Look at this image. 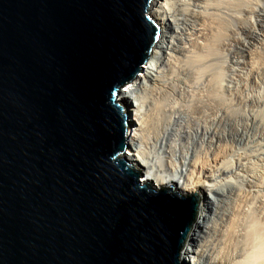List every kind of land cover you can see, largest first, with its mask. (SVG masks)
I'll return each mask as SVG.
<instances>
[{"label": "water", "instance_id": "water-1", "mask_svg": "<svg viewBox=\"0 0 264 264\" xmlns=\"http://www.w3.org/2000/svg\"><path fill=\"white\" fill-rule=\"evenodd\" d=\"M149 2L0 0V264H180L199 196L141 184L115 103Z\"/></svg>", "mask_w": 264, "mask_h": 264}, {"label": "bare ground", "instance_id": "bare-ground-1", "mask_svg": "<svg viewBox=\"0 0 264 264\" xmlns=\"http://www.w3.org/2000/svg\"><path fill=\"white\" fill-rule=\"evenodd\" d=\"M242 2L244 0L239 3L238 0H152L145 10L158 27L152 55L141 66V73L115 98V103L128 113L123 157L140 171L141 184L147 182L155 191L170 186L180 195L198 193L200 219L197 218L198 222L188 232L181 254L182 260L187 259L189 264H264V230H261L264 228V209L261 211V229L242 220L233 225L239 218L237 214H246L242 198L249 190L239 187L232 216L220 225V208L213 212V200L208 191L217 192L216 179L229 172L231 166L229 162H222L226 148L215 141L219 137L217 129L200 123L201 119H205L204 122L218 119L216 112L202 118V114H194L190 109L196 101L210 99L205 90L219 87L218 76L235 75L234 71L230 74L220 70L217 66L220 62L229 67L234 65L238 71L240 66L235 64L240 61L235 57L251 51L244 39L249 35L257 42L260 40L257 34L264 37V33L247 34L252 33L249 27H253L256 17L263 18L264 0L255 1L252 12L248 4ZM169 11L183 17L180 18L181 25L174 31L167 24L166 12ZM165 61L168 68L163 67ZM255 72L252 65L247 68L251 78ZM180 73L185 77L177 76ZM172 78L182 86L171 87L168 81ZM139 90L144 97H138ZM180 112H186L188 119L177 122L174 115ZM192 128L199 133V140H205L200 145L208 144L209 147L205 155L196 153L190 158L185 155L186 145L182 140H187ZM258 186L261 189L262 186ZM215 235L217 240L213 238ZM212 238L216 241L210 248Z\"/></svg>", "mask_w": 264, "mask_h": 264}, {"label": "rangeland", "instance_id": "rangeland-1", "mask_svg": "<svg viewBox=\"0 0 264 264\" xmlns=\"http://www.w3.org/2000/svg\"><path fill=\"white\" fill-rule=\"evenodd\" d=\"M151 1L152 0H150V2ZM239 1L240 0H238V3ZM255 1L258 2V0H244L245 5L248 4L249 11L254 7ZM244 2H242L243 5ZM247 14L251 13L248 12ZM166 15L169 18L167 24L171 27L169 28L171 31H174L177 26L181 25L180 18H183L182 15L176 12L172 13L171 11L166 12ZM191 19L192 18H190V20ZM250 29L252 33L247 34L256 35L257 33H264V16L260 20L258 15L256 17V22H253V27H249V30ZM257 35L260 39L257 42H254L253 37L249 35L244 39L251 51L246 55L243 53L235 57L236 60L240 61V63L235 64L240 66L238 71L233 68L235 67L234 65L229 67V65L226 66L222 62L217 65L220 70H226V72L230 74V71H234L235 75L229 77H226V75L224 77L221 75L218 76L216 82L217 84L220 83L217 85V87H219L205 90L210 99L207 101H196L197 103L195 102L194 105L192 104L190 109H192V113L194 114H202V118L208 117L207 115L211 116L213 111L216 112L218 119L216 118L213 122H209L208 119L204 122L205 119H201L200 123L202 126L207 125L217 129L219 137L215 141L219 146L226 148V154L223 155V160H221L223 163L229 162L228 164L231 166L229 172L227 171L223 175L221 174V176L216 179L215 186L217 192L211 189L208 191L209 197L213 200V212H217L218 208H220V225H224L227 220H229L228 218H231L232 208L235 204L236 190L240 187L241 189L249 190L242 198L244 199L242 200L243 204L245 202L243 210H245L246 214H242L241 212L239 215L237 214L236 217L239 218H237L233 225L241 223L239 220H242L244 221L243 223L253 225L252 227H256V229L258 227L261 229V225H263L260 219L261 211L264 209V37L260 38L261 35ZM157 39L158 31L156 41ZM248 42L254 43V45ZM153 48L154 46L150 47L148 57L152 55ZM221 51L224 52V50ZM241 55L244 56L240 57ZM250 59H253L252 64H250ZM250 65L256 68L255 75L252 78L247 73V68H249ZM163 67H169L167 61H165ZM139 73H141V71L137 74ZM241 75L242 77H239ZM177 76L183 77L184 74L180 73ZM174 79L175 78H172L168 81L171 87L181 85ZM183 90L185 91L186 88ZM138 97H144V94L140 90L138 92ZM177 115L178 113L174 115L175 118H178L177 122L188 119V114L186 112H180L178 117ZM186 137L187 140L182 141L184 145L187 146H185V155L187 157L191 158L196 153L205 155L204 152L209 146L208 144H204V146L200 145L203 144L205 140H199V133L195 132L194 128L190 130V134ZM140 177L141 174L139 175V178ZM209 184L212 183L209 182ZM258 185H261L263 189L262 187L260 189ZM247 211L249 213H247ZM197 218L200 219L198 210ZM194 224L195 223H192L190 230H192ZM261 230H264V228ZM213 238L217 240L218 237L216 238L215 235ZM213 238L209 242L210 245H208L210 248L216 241ZM180 258V264H189L187 259L184 261V258L182 260V256Z\"/></svg>", "mask_w": 264, "mask_h": 264}, {"label": "trees", "instance_id": "trees-1", "mask_svg": "<svg viewBox=\"0 0 264 264\" xmlns=\"http://www.w3.org/2000/svg\"><path fill=\"white\" fill-rule=\"evenodd\" d=\"M154 45V43L152 44V46ZM196 217H197V215H196Z\"/></svg>", "mask_w": 264, "mask_h": 264}]
</instances>
